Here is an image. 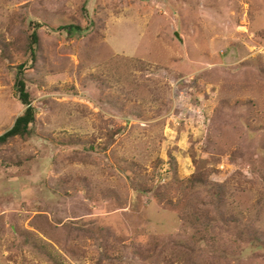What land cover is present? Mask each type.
<instances>
[{
	"label": "rangeland",
	"instance_id": "1",
	"mask_svg": "<svg viewBox=\"0 0 264 264\" xmlns=\"http://www.w3.org/2000/svg\"><path fill=\"white\" fill-rule=\"evenodd\" d=\"M24 63L0 264H264V0H0V136Z\"/></svg>",
	"mask_w": 264,
	"mask_h": 264
},
{
	"label": "trees",
	"instance_id": "2",
	"mask_svg": "<svg viewBox=\"0 0 264 264\" xmlns=\"http://www.w3.org/2000/svg\"><path fill=\"white\" fill-rule=\"evenodd\" d=\"M61 30L67 32L69 36H75L82 32L80 26L77 25H67L61 27ZM26 45L24 46V54L29 58L31 62H36L40 50V36L38 33L37 26L28 33L26 38ZM5 45V44H4ZM27 65L21 64L17 67V75L15 80V88L18 93L20 102L27 107L25 113L20 116L11 130H9L4 135L0 136V146L8 144L10 141L20 138L26 139L30 137L33 133L32 126L36 121V109L32 106L30 95L27 91L25 72ZM192 184L196 185L197 183L206 184L207 179H203L201 176H195ZM221 188L223 186H220ZM222 192H225L226 189L223 187Z\"/></svg>",
	"mask_w": 264,
	"mask_h": 264
}]
</instances>
